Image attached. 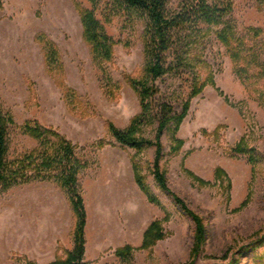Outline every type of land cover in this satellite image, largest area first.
I'll use <instances>...</instances> for the list:
<instances>
[{
    "label": "rangeland",
    "instance_id": "374dc122",
    "mask_svg": "<svg viewBox=\"0 0 264 264\" xmlns=\"http://www.w3.org/2000/svg\"><path fill=\"white\" fill-rule=\"evenodd\" d=\"M182 1L168 0L166 7L174 10ZM232 1L230 21L258 52V69L264 75V7L258 10L256 0ZM82 10L93 11L114 41L112 60L102 67L92 60L83 38ZM147 24L142 12L120 0H0V106L14 121L8 130L9 157L38 145L24 133L25 122L52 129L75 146L77 158L85 164L78 178L85 211L82 262L86 264L191 262L194 222L155 181L157 122L152 117L157 107L138 128L136 136L152 143L140 151L118 143L107 130L108 124L125 130L141 111L138 94L126 80L144 77ZM199 28L198 42L188 49L192 64L172 68L155 82L158 94L153 104L166 100L180 113L196 79L211 76L213 81L191 100L176 133L183 141L177 153L171 150V130L163 132L160 173L169 191L202 219L204 243L193 264H264V243L257 242L264 237V79L244 82L216 30L203 24ZM249 28L262 32L254 37ZM40 35L43 38L38 40ZM51 46L57 59L48 67L44 54ZM173 57L170 53L167 62ZM240 142L250 152L234 156ZM134 164L159 205L150 203L137 185ZM217 168L223 170L221 176L216 175ZM136 188L152 213L148 227L158 221L163 235L147 249L142 245L148 227L139 243L128 242L122 232L123 216L133 208ZM54 220L56 237L61 238L56 256L64 258V251L74 249L76 223L66 191L54 182L0 190V264L25 263L27 258L17 249L24 224L35 223L41 229ZM93 234L96 241L88 239ZM68 244L69 249L64 246ZM126 245L133 248L131 254L118 256L116 250Z\"/></svg>",
    "mask_w": 264,
    "mask_h": 264
},
{
    "label": "trees",
    "instance_id": "16d2710c",
    "mask_svg": "<svg viewBox=\"0 0 264 264\" xmlns=\"http://www.w3.org/2000/svg\"><path fill=\"white\" fill-rule=\"evenodd\" d=\"M123 5L136 11L142 12L148 19L147 27L143 33L144 42V77L129 78L127 84L138 94L141 111L133 117L125 130H119L112 124H108L109 134L120 144L140 151L149 141L139 139L136 134L138 128L149 117H152L153 107L157 111L152 120L157 122L156 132V157L154 160V176L157 186L168 192L182 210L192 219L195 225L194 244L191 251V262L197 257L204 243L205 230L202 219L194 212L187 209L183 201L172 194L166 184L163 174L160 173L159 162L161 159L160 138L164 131L171 130L173 147L171 150L177 153L183 141L176 138V133L186 117L190 102L198 96L207 84L213 85L212 77L196 79L192 91L187 100L182 103L180 113H176L169 101L159 99L153 104L158 94L155 82L166 75L172 68H185L192 64L193 58L189 47L198 42L200 25L214 28L215 35L225 48L230 57L234 70L244 82H260L264 78L259 64L258 52L248 46L246 40L236 33L230 21L233 10L232 0H183L176 9L168 10V0H120ZM256 8L264 7V0H256ZM83 30V38L88 44L92 60L100 67L110 63L114 54V41L106 33L103 25L96 18L93 11L82 10L79 13ZM194 32H190L193 31ZM188 32V33H187ZM248 32L258 37L262 32L258 28H249ZM194 33V34H192ZM43 38L42 35L38 40ZM49 45V44H48ZM184 51V52H183ZM172 53V61L167 62V56ZM45 63L49 67L56 64L57 51L51 46L44 54ZM199 76H196L198 78ZM14 124L10 113L4 112L0 106V190H8L12 187L33 182H54L64 189L69 197L74 216L76 218L74 229V249L72 252L64 251L65 257L56 256L50 264H86L84 256V226L85 211L80 194L79 174L85 168L75 154V146L63 136L52 129L42 128L36 122H25L23 131L35 139L37 147L30 152L9 157L8 130ZM243 142V141H242ZM240 142L232 151L234 156L246 154L250 149ZM103 143V142H100ZM253 156H250V160ZM134 177L139 188L147 195L150 203L159 205L157 199L146 189L137 165H133ZM190 173V172H189ZM217 176L224 172L221 168L215 171ZM199 183H203L195 178ZM160 223L154 221L144 234L143 249L154 245L162 239ZM264 243V237L257 241ZM256 242V243H257ZM133 248L126 245L116 250L118 256H129ZM18 258L22 259L18 256ZM24 264H36L25 258Z\"/></svg>",
    "mask_w": 264,
    "mask_h": 264
},
{
    "label": "crops",
    "instance_id": "0c3cea01",
    "mask_svg": "<svg viewBox=\"0 0 264 264\" xmlns=\"http://www.w3.org/2000/svg\"><path fill=\"white\" fill-rule=\"evenodd\" d=\"M133 208L128 215L123 216L122 232L126 236L128 242L142 240L143 233L147 229L152 220V213H148V205L145 198L141 195L138 189H135V201ZM35 223L27 222L20 229L24 233L18 239L20 240L17 247L18 252L25 256L28 260L34 261L37 264H50L56 258L58 240L56 237L57 226L55 220L41 225V229H37ZM59 243L61 244V242ZM63 244V243H62ZM65 248H70L64 245Z\"/></svg>",
    "mask_w": 264,
    "mask_h": 264
},
{
    "label": "bare ground",
    "instance_id": "6f19581e",
    "mask_svg": "<svg viewBox=\"0 0 264 264\" xmlns=\"http://www.w3.org/2000/svg\"><path fill=\"white\" fill-rule=\"evenodd\" d=\"M88 239L91 241H96V238H95V235L93 234L92 236L90 235V236H88ZM110 240L111 241H116V238H115V236H113V235H111V237H110ZM93 243V242H92ZM94 244V243H93Z\"/></svg>",
    "mask_w": 264,
    "mask_h": 264
}]
</instances>
